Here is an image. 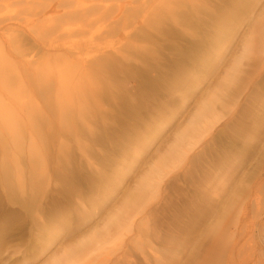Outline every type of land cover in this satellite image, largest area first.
Instances as JSON below:
<instances>
[{"label": "rangeland", "instance_id": "obj_1", "mask_svg": "<svg viewBox=\"0 0 264 264\" xmlns=\"http://www.w3.org/2000/svg\"><path fill=\"white\" fill-rule=\"evenodd\" d=\"M76 1L93 7L94 15L100 14L101 5L117 14L120 3ZM195 3L219 14L239 10L222 25L225 34L219 42L217 32L208 30V61L201 64L198 56L186 65L192 78L182 83L161 79L153 85L135 75L118 87L113 84L103 98L97 95L103 106L90 107L92 130L79 121L81 129L74 134L61 131L56 124L61 109L56 106V92L43 86L48 77L36 81L45 63L63 67L59 54L43 50L31 34L23 36L19 49L0 37L1 55L15 62L18 51L25 49L35 61L26 66L16 63L12 88L0 86V102L14 109L29 104L36 112L32 126L23 127L20 149L13 145L11 132L0 127V160L7 153L10 160H16V176H23L25 187L23 193L11 197L0 188V264H48L82 237L104 233L111 215L152 166L160 165L171 152L173 156L171 150L181 143L180 134L210 98H216L215 122L201 124L200 140L185 148L187 156L169 163L161 180L145 194L140 211L130 212L136 215L135 222L125 224L123 235L113 234L105 248L93 251L81 264H207L209 253H218L206 232L207 196L217 202L225 229L236 231L226 243L220 264H264V0ZM34 7L30 10L12 0L5 11L23 21L35 20L36 30L40 24ZM105 21L63 42L83 47V41ZM185 33L160 40V47L152 52L155 61L174 57L175 48L198 39ZM39 35L40 44L52 37L46 32ZM247 40L251 44L244 54ZM115 42V34H103L98 41L103 47ZM91 54L93 49L83 52V56ZM16 112L27 122L25 110ZM47 115L54 121L51 127L43 121ZM137 149L139 158L131 165L130 156ZM122 168L127 170L125 178L112 187L115 173ZM36 176L46 179L30 191V180Z\"/></svg>", "mask_w": 264, "mask_h": 264}, {"label": "bare ground", "instance_id": "obj_2", "mask_svg": "<svg viewBox=\"0 0 264 264\" xmlns=\"http://www.w3.org/2000/svg\"><path fill=\"white\" fill-rule=\"evenodd\" d=\"M10 1L12 0H0V37L5 38L9 47L19 49L23 45V36L26 33L31 34L43 50L59 54L63 67L53 68L49 63H45V69L36 78V81L39 83L48 77L43 82H48V84L43 86L47 90L52 89L56 92V106L61 109L58 112L56 124L61 131L71 134L75 133V129H81L77 125L79 121L92 130L89 123V118L93 117L89 114L90 107L93 105L102 107V101L98 100L97 95L101 94L103 98L109 93L113 84V87H118L125 80L135 78V75L142 81L153 85L161 79L182 83L192 78L186 65L193 63L198 56L201 58V64H205L209 59V54L205 49L210 43L208 30L213 29L214 33L217 32L215 37L219 42L225 34L222 25L227 23L231 16H237L239 11L236 9L230 14H219V10L217 12L210 11L205 7V4H197L195 0H117L120 1L117 5V14H112L108 5H101L100 14L94 15L93 7L76 0H19L30 10L32 5L36 6L34 15L40 26L34 30L35 20L23 21L18 18V15H12L5 11ZM122 13L123 16L120 17ZM104 19L107 21L103 23L98 32H92L83 41V47L66 45L63 42L71 35L89 33L98 21ZM120 20L122 25L119 27ZM177 26L185 28L189 34H195L198 39L186 40L183 47L175 48L174 57L155 61L156 55L152 56V52L158 45L160 47V40L171 35L183 37L185 32H182ZM43 32L51 33L52 37L48 39V42L41 41L40 44L39 33ZM103 34L107 36L115 34L116 42L110 47L99 45L98 41ZM166 44H168V40ZM250 44L249 40L245 42L244 54ZM258 44H263L262 33H259ZM87 49H93V54L83 56V52ZM18 53H20V57L15 62L0 53V86L8 90L12 88L13 78L11 76L16 72V63L19 62L26 66L35 62L31 52L22 49ZM214 99L210 98L203 102L189 126L180 134L181 143L178 145L176 143L172 147L173 156H171V152L160 165L152 166L136 190L130 192L122 206L111 215L110 224L105 228L104 233L99 232L82 237L74 247L67 248L61 256L52 258L48 264H81L93 251L105 248V244L112 241L113 234H118L117 237L123 235V230L126 229L128 223L135 222L136 215H131L130 212L132 210L140 211L139 204L145 194L147 195L148 190L153 189L161 180L169 163L178 162L187 156L185 148L200 140V135L203 133L200 129L201 124L206 126L210 122H215L217 115L213 106ZM2 104L0 102V127L5 126L8 132H11L13 145L20 149L23 127L27 128L25 126L27 123L32 126V121L36 120V112L31 109L29 104H23L16 109L2 106ZM17 110L27 112V122L21 120L22 116L16 112ZM43 121L50 127L54 124L48 115L43 118ZM29 141L33 142L31 135ZM139 155V149L133 150L129 164L134 165ZM14 164H16V160H10L8 153L0 160V188H3L4 194L8 197H11V194L23 193L25 190L24 178L16 176L17 169ZM126 174L127 170L124 168L117 171L112 181V187L118 185ZM41 177L36 176L30 180L32 186L29 188L30 191L44 183L46 176ZM108 182H110L109 179ZM27 199L29 201V198ZM15 200L21 206L25 204L21 200ZM216 203L214 198L207 196L208 209L204 213V219L207 222L206 232L212 241V246L218 250L217 254H214L213 251L209 253L207 264L221 263L228 239L236 234V231L229 232L223 226V216L219 207H216ZM110 225H114V228L111 227L109 230ZM229 249L231 250V247Z\"/></svg>", "mask_w": 264, "mask_h": 264}]
</instances>
